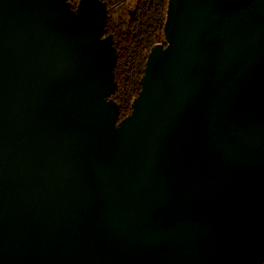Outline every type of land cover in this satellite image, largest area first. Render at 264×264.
I'll list each match as a JSON object with an SVG mask.
<instances>
[{"label": "water", "instance_id": "obj_1", "mask_svg": "<svg viewBox=\"0 0 264 264\" xmlns=\"http://www.w3.org/2000/svg\"><path fill=\"white\" fill-rule=\"evenodd\" d=\"M102 0H0V264L264 263V0H171L120 118Z\"/></svg>", "mask_w": 264, "mask_h": 264}, {"label": "trees", "instance_id": "obj_2", "mask_svg": "<svg viewBox=\"0 0 264 264\" xmlns=\"http://www.w3.org/2000/svg\"><path fill=\"white\" fill-rule=\"evenodd\" d=\"M75 8L79 0H70ZM110 9L107 29L115 41L117 90L112 97L123 119L141 91L140 81L151 49L164 44L171 0H102Z\"/></svg>", "mask_w": 264, "mask_h": 264}, {"label": "built area", "instance_id": "obj_3", "mask_svg": "<svg viewBox=\"0 0 264 264\" xmlns=\"http://www.w3.org/2000/svg\"><path fill=\"white\" fill-rule=\"evenodd\" d=\"M264 264V263H263Z\"/></svg>", "mask_w": 264, "mask_h": 264}, {"label": "flooded vegetation", "instance_id": "obj_4", "mask_svg": "<svg viewBox=\"0 0 264 264\" xmlns=\"http://www.w3.org/2000/svg\"><path fill=\"white\" fill-rule=\"evenodd\" d=\"M110 14V13H109Z\"/></svg>", "mask_w": 264, "mask_h": 264}]
</instances>
